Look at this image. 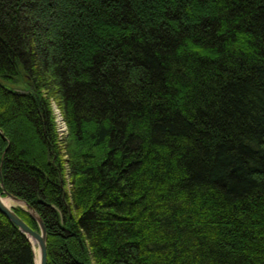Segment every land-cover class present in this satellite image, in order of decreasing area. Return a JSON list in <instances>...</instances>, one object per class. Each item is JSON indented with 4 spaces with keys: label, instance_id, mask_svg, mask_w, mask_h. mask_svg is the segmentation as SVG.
I'll use <instances>...</instances> for the list:
<instances>
[{
    "label": "trees",
    "instance_id": "trees-1",
    "mask_svg": "<svg viewBox=\"0 0 264 264\" xmlns=\"http://www.w3.org/2000/svg\"><path fill=\"white\" fill-rule=\"evenodd\" d=\"M4 190L48 264H264V0H0Z\"/></svg>",
    "mask_w": 264,
    "mask_h": 264
},
{
    "label": "water",
    "instance_id": "water-1",
    "mask_svg": "<svg viewBox=\"0 0 264 264\" xmlns=\"http://www.w3.org/2000/svg\"><path fill=\"white\" fill-rule=\"evenodd\" d=\"M4 193L6 194V196L4 197H9L12 200H15L17 202H23L38 220L39 225H40L39 231L33 229L29 224H27L16 213L13 206H8L3 201L4 197L2 196V194H0V211L3 212L11 221H13L22 230L23 233L26 234L28 239L31 241L33 247H34L33 241L36 242L38 251H39V263L38 264H48L47 229H46L43 219L26 202L20 200L18 197L12 195L6 190H4ZM20 206L23 207L22 205ZM35 258H36V251H35Z\"/></svg>",
    "mask_w": 264,
    "mask_h": 264
},
{
    "label": "built area",
    "instance_id": "built-area-1",
    "mask_svg": "<svg viewBox=\"0 0 264 264\" xmlns=\"http://www.w3.org/2000/svg\"><path fill=\"white\" fill-rule=\"evenodd\" d=\"M52 107L55 117L56 131L59 139L62 140L68 134V125L63 117V114L61 113V110L54 102L52 103Z\"/></svg>",
    "mask_w": 264,
    "mask_h": 264
},
{
    "label": "bare ground",
    "instance_id": "bare-ground-1",
    "mask_svg": "<svg viewBox=\"0 0 264 264\" xmlns=\"http://www.w3.org/2000/svg\"><path fill=\"white\" fill-rule=\"evenodd\" d=\"M3 201L8 205V206H12V199L11 198H9V197H4L3 198ZM34 242V249H35V251H36V262H37V264L39 263V254H38V248H37V244H36V242L35 241H33Z\"/></svg>",
    "mask_w": 264,
    "mask_h": 264
},
{
    "label": "rangeland",
    "instance_id": "rangeland-1",
    "mask_svg": "<svg viewBox=\"0 0 264 264\" xmlns=\"http://www.w3.org/2000/svg\"><path fill=\"white\" fill-rule=\"evenodd\" d=\"M4 197V196H3ZM12 206L14 207V206H20V205H22L24 208H27V206L23 203V202H17V201H15V200H12ZM38 248V247H37ZM38 254H39V251H38Z\"/></svg>",
    "mask_w": 264,
    "mask_h": 264
}]
</instances>
